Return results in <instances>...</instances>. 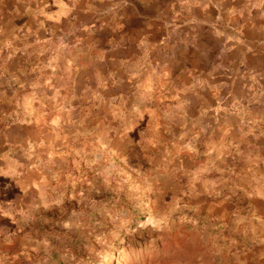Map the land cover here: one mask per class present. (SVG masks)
Segmentation results:
<instances>
[{
	"label": "rangeland",
	"instance_id": "1",
	"mask_svg": "<svg viewBox=\"0 0 264 264\" xmlns=\"http://www.w3.org/2000/svg\"><path fill=\"white\" fill-rule=\"evenodd\" d=\"M0 172V264H264V0H0Z\"/></svg>",
	"mask_w": 264,
	"mask_h": 264
},
{
	"label": "clouds",
	"instance_id": "2",
	"mask_svg": "<svg viewBox=\"0 0 264 264\" xmlns=\"http://www.w3.org/2000/svg\"><path fill=\"white\" fill-rule=\"evenodd\" d=\"M63 7H67L66 5H62ZM60 15H65V13H61ZM188 23H193V21H189ZM71 63V62H69ZM166 75V74H165ZM201 115H205V113H201ZM51 123L53 125H58L59 121L57 119H53L51 121ZM181 139H183V137H181ZM110 143V141H108ZM187 147V146H186ZM0 174L2 175H8V173H4V172H0ZM157 184H159V181L157 182ZM152 190H156V191H162V187H157L155 189H150V191ZM45 207H47V205H45ZM6 216H10L12 219H13V222L16 223V218L15 216H12L11 213H5ZM18 215L21 217L23 223L25 224L26 226V223H27V218H28V213H25L23 210L20 211L18 213ZM150 217H151V214H149V219H145L143 222H140V221H137L136 225L134 227H130L129 226V222L128 220L125 218L122 220V223H121V227L125 228L126 230L128 231H135L137 229H149V227L151 228V230L153 231H158V226L156 224H150ZM61 227L64 228V229H69L71 230L72 228V223L70 221H64L62 224H61ZM18 230H23L21 225L18 224ZM30 239V237H29ZM99 239V238H98ZM7 242H11L10 240H8ZM43 246L45 248L48 247V240L45 239L43 242Z\"/></svg>",
	"mask_w": 264,
	"mask_h": 264
}]
</instances>
